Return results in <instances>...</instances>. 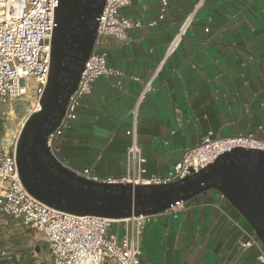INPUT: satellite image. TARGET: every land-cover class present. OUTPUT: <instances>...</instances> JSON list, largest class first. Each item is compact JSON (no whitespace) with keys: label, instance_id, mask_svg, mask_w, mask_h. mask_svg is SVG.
Masks as SVG:
<instances>
[{"label":"crops","instance_id":"1","mask_svg":"<svg viewBox=\"0 0 264 264\" xmlns=\"http://www.w3.org/2000/svg\"><path fill=\"white\" fill-rule=\"evenodd\" d=\"M199 1L170 0L163 19L159 0H131L122 9L141 24L128 29L127 39L103 37L100 50L120 73L96 80L56 139L69 167L90 168L100 178L125 174L131 110L147 88L138 139L149 174L165 175L185 149L210 132L264 139V0H205L186 38L166 57L177 28ZM3 134L0 149L6 148ZM118 230L122 227L114 225ZM252 234L242 214L211 189L147 224L142 261L258 264L257 249L240 246ZM0 246L9 253L0 264H53L46 239L14 217L0 215Z\"/></svg>","mask_w":264,"mask_h":264},{"label":"built area","instance_id":"2","mask_svg":"<svg viewBox=\"0 0 264 264\" xmlns=\"http://www.w3.org/2000/svg\"><path fill=\"white\" fill-rule=\"evenodd\" d=\"M131 0H106L99 17L96 41L77 89L71 95L65 115L57 129L49 135L48 144L56 158L65 166L55 146L56 139L76 117L81 100L92 91L96 80L104 75L119 74L107 63V53L101 51L103 37L128 38L129 28L139 26L122 14ZM200 0L185 16L176 34L170 40L166 57L171 56L186 38ZM59 0H0V120L8 118L14 101L32 93L37 111L46 88L51 63V37ZM159 19L168 14L170 0H159ZM164 61L155 70L159 74ZM148 89V88H147ZM146 89V90H147ZM146 90L131 110V125L126 130L130 144L126 156V172L120 178H100L90 168L70 169L95 181L124 182L133 185L170 183L198 172L213 163L220 155L235 148L264 150V139L253 133L235 136H214L211 132L193 147L187 148L181 158L165 175L149 174L146 158L138 139L139 106ZM16 143L11 150L0 149V215L14 217L26 227L34 229L49 243L53 264H143L142 239L147 224L156 215H140L115 220L94 215H76L57 210L31 195L23 185L16 161ZM185 208L180 201L165 212L176 213ZM114 225L122 231H113ZM242 249H257V262L264 264V245L255 232L240 243ZM9 253L0 246V257Z\"/></svg>","mask_w":264,"mask_h":264},{"label":"water","instance_id":"3","mask_svg":"<svg viewBox=\"0 0 264 264\" xmlns=\"http://www.w3.org/2000/svg\"><path fill=\"white\" fill-rule=\"evenodd\" d=\"M105 4L106 0H59L41 108L27 117L16 142L23 185L57 210L115 220L162 214L177 202L214 189L242 214L264 245V150L235 148L183 179L150 185L91 180L54 155L49 135L60 125L77 89Z\"/></svg>","mask_w":264,"mask_h":264},{"label":"rangeland","instance_id":"4","mask_svg":"<svg viewBox=\"0 0 264 264\" xmlns=\"http://www.w3.org/2000/svg\"><path fill=\"white\" fill-rule=\"evenodd\" d=\"M36 99L32 93L27 94L24 98L14 101L10 106V113L8 118L12 115L14 117V135L11 139L5 144L6 150H11L14 147V144L17 142V138L21 131V128L27 119V117L34 112V108L36 107ZM6 118L4 121V126L6 128V124L8 121Z\"/></svg>","mask_w":264,"mask_h":264},{"label":"bare ground","instance_id":"5","mask_svg":"<svg viewBox=\"0 0 264 264\" xmlns=\"http://www.w3.org/2000/svg\"><path fill=\"white\" fill-rule=\"evenodd\" d=\"M40 108H41V106L39 105L37 111L40 110ZM13 135H14V117L11 115L8 118L6 128H5V132H4L3 137H2L3 142L7 143ZM123 220H127V219H123Z\"/></svg>","mask_w":264,"mask_h":264},{"label":"trees","instance_id":"6","mask_svg":"<svg viewBox=\"0 0 264 264\" xmlns=\"http://www.w3.org/2000/svg\"><path fill=\"white\" fill-rule=\"evenodd\" d=\"M4 120H0V137L1 135L4 133ZM7 256L5 257H0V258H6Z\"/></svg>","mask_w":264,"mask_h":264}]
</instances>
